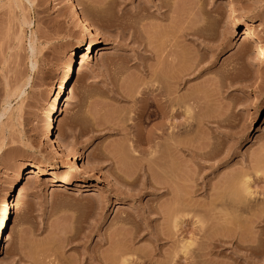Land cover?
<instances>
[{"label": "rangeland", "instance_id": "1", "mask_svg": "<svg viewBox=\"0 0 264 264\" xmlns=\"http://www.w3.org/2000/svg\"><path fill=\"white\" fill-rule=\"evenodd\" d=\"M76 1L100 40L90 63L73 77L67 104L54 122V133L73 147L64 156L51 147L42 129L58 80L71 56L73 63L81 56L86 41L82 27L71 17L66 0H0V201L21 172L13 210L0 236V264H121L125 258L127 264H264V237L259 235L264 233L263 212L256 222L250 220L264 205V0H167L159 12L158 0ZM180 27H190L192 32L184 31L202 40L195 36L196 44L188 42L181 50L172 41ZM250 44L261 51H251ZM169 45L176 55L178 48L186 52L191 47L192 54H186L195 59V66L189 73L182 69L180 60L186 56L180 51V60L172 53L178 69L168 66L178 75L164 73L168 67L163 70L158 59ZM160 79L177 100L192 97L188 103L197 121L193 136H188L196 143L206 140L215 149L201 172L191 168L199 172L194 174L197 179L192 173L196 187L192 183L190 203L206 206L224 180L231 190L217 193L225 191L222 199L229 196L230 201L242 180L235 173L244 172L255 199L246 210L254 209L253 216L246 210H181L175 227L171 218L158 214L166 201L158 191L141 187L147 174L139 166L138 151L146 132L136 147L139 121L134 114L142 101L152 99ZM184 112L182 106L175 107L173 121L185 122ZM116 147L119 160L123 156L120 164L117 154L109 152ZM80 153L83 158L76 160ZM142 157L148 158L145 153ZM120 165L132 167V174ZM36 166L46 173L27 174L26 168ZM157 170L150 173L152 181ZM125 172L132 181L129 187L118 180ZM237 226L239 230H232ZM135 232L137 237L131 238ZM161 233L166 239L155 242ZM187 242L194 243L190 248L199 251L197 255L191 249L190 258L182 255L180 246ZM247 246H257L261 253H250Z\"/></svg>", "mask_w": 264, "mask_h": 264}, {"label": "bare ground", "instance_id": "2", "mask_svg": "<svg viewBox=\"0 0 264 264\" xmlns=\"http://www.w3.org/2000/svg\"><path fill=\"white\" fill-rule=\"evenodd\" d=\"M66 2H67V7L69 9V13H70L71 17L73 18V20L77 21V23L79 24L80 27H82V30H83V33H84L86 41H85L84 45L81 48V53H80L81 56H80L79 60L73 63L72 62L73 61V55H74L73 54L71 56V64L65 70V72H64L63 76L60 78V80H58L57 85L55 87V90L53 91L52 98H51L50 102L46 106V112L47 113H46V116H45V119H44L45 126L42 129L43 130L42 131V135H43V137H45L46 140H48L51 143V147L53 149H55L56 152H58V153H60L61 155H64V156L70 155L73 152V147H72V145H70V147L65 146V144L62 142V140L54 133V130H55L54 122L56 121V118L58 116V113H59V110L61 109V107L67 104V96H66L67 92L66 91H67L68 87L72 86L73 77L79 75L83 71L84 67L87 66L90 63L93 51L99 45V40H100L99 32L97 31V29H95L92 26V24L88 20L87 16L82 13V10L78 7L77 1L76 0H66ZM158 2H159V4L155 6L157 12H159L162 7L168 5L167 0H158ZM187 18H188L187 20H189V22L188 21L187 22L190 23L191 22L190 18L189 17H187ZM182 27L179 28L181 30L178 29L176 34H174V35L171 34V35H173L175 37V38H173L175 40H172V41H174L173 43L175 44V42H176L177 46L179 44L180 45L179 47H180L181 50H182V48H184L183 45H187L188 42L190 43L189 44L190 46H192V43L196 44V42H195V41H197L196 37L199 38V36H196L193 33H191V34L190 33L189 34L186 33L187 32L186 29L188 31L192 32L191 30H189L190 27H189V29L186 28V27H184L185 28L184 29ZM193 36H194V39H196V40L191 39ZM201 36H204V34H201ZM205 37L207 39V36H205ZM199 39L202 40V37H200ZM203 39H204V37H203ZM201 40L199 42H203ZM169 42H171V41L169 40ZM183 43H185V44H183ZM174 44L173 45L170 44V45L175 47L176 45L174 46ZM170 45H169L170 49L168 51H166V50L169 47L167 49L165 48L166 50L165 49L162 50V52L165 51L163 53V56H161L162 52L159 55L160 59H158V60L160 61V64H161L160 66L161 67L163 66L162 67L163 70L166 67H168L169 65H170V67H172V66L174 67L175 66V68L178 69L177 68V66H178L177 63H179L178 62V60H180L179 58L186 56L184 59L181 58L180 62H181V66H182L183 71L189 73L188 71H191V69H193L194 66H195V63H194L195 59L192 58V56L189 57V55H188L189 54L188 50L190 52V48L191 47L189 49L186 47L188 49L186 51L188 54H186V52L178 50L179 49L178 48L177 49V55H176L173 52V51L176 52V50H174V48H172ZM177 46H176V48H177ZM195 46H197V45H195ZM193 47H194V45H193ZM204 48H206V47L204 46ZM249 49H251V51H253V52H260L261 51V48L258 45H255V44H250ZM179 51L181 53H183L184 56L181 53H178ZM197 51H198V48H197ZM172 53H174L175 56L178 57L177 58L178 60L176 59V57L174 59L175 61L177 60V63L173 60L172 56L174 57V55ZM179 54L181 56H179ZM187 58H189V59H187ZM169 59H172V60L169 61ZM175 68H169L168 67L169 71L166 70L167 69L166 68L164 70V73L165 74L174 73V76H175L176 75L175 72L177 71ZM172 69H174L176 71H174ZM182 69H180V70L182 71ZM166 71H168V72H166ZM171 71H173V72H171ZM181 71L178 70V72L180 74L182 73ZM164 73H162L161 75L164 76ZM171 75H173V74H171ZM177 75H178V73H177ZM185 75H186V73H185ZM163 76H162V78H163ZM167 76H169V75L167 74ZM174 76L171 78L173 81L176 78ZM180 76H178V77H180ZM183 76H181V77H183ZM165 77H166V75L164 76V80H163L164 83L166 82V78ZM170 77H167V78L170 79ZM177 79H179V78H177ZM182 80H183V78H182ZM161 81L162 80L160 79V82L158 83L159 86L157 85V87H159V88H155L154 89L155 93H154V90H152V91L150 90L151 92L154 93V95H153L150 92L153 95V96H151L152 99H149L148 101H142L143 102L142 105H140V107H138L139 111H136V113L134 114V116H136V118H138V121H139L138 122L139 124H137L138 126L136 127V129H137V132L135 134L136 136H134L135 137L134 143L136 144L135 145L136 147H138V145L141 144L140 140H143V139H141V137H143L141 134L146 132V134H145L146 136L144 135L145 138L143 137L144 140H143V143H142V144H144L143 147L145 146V148H143V147L140 148L139 147L140 148L139 151L137 150L139 152V155L141 153V157H139V155H138L139 161H140V165L139 166H140V168H141V166L144 167V169H145L144 171H146L145 174H147L146 175L147 176V181L143 182L142 183L143 186L141 185V187L143 189H148V190L150 189L151 191L153 190L154 192L158 191L157 195H160L163 198V201H166L165 206L163 205V207H162V208H164V210L163 209H161V210L159 209L161 212H158V214L160 216H163V217H168L169 220L171 218L170 221H172L173 225L175 227H177V225H179L178 212H180L181 210L182 211H186L187 213L196 212V211H200V212L201 211H209L207 213H211L213 211L212 213L214 214V210H215V212L217 210L218 211L219 210H221V211L223 210V212H224L225 209H227V210L231 209V210H234V211L237 212V211H244L246 209H249L250 205L252 207V203L255 204L254 203L255 199H253L252 196H251V194H252L251 191L252 190L250 189L251 188L250 187V184H251L250 180H249V178L247 176H246L247 177L246 178L245 175H242L244 172H242V174L239 175L240 174L239 171H238V173L236 172L235 174L237 176H240V177L242 176L240 178L242 180H238V183H237L238 185L236 184V187L233 186L236 189L234 191V194H233V192L231 193L232 200L230 198V201H232V202L227 201V199L229 198V196H227L228 195L227 193L226 194L224 193L227 196L226 197L227 199L226 198L222 199V195L221 194L223 192H225V191L220 193V195L217 193V191H219V190L220 191L221 190H226V189L227 190L228 189L231 190V188H228L227 183H225V180H224V181L219 182L216 185V187H215L216 188V192L214 191L213 192L214 194L208 196V202H207L206 206L205 205H203V206L202 205L195 206L196 204L192 205L190 203L192 201L191 200L192 198L190 197V195H192V192H193V191H191L192 183L195 182L194 183V187H196L195 186V184H196V180L195 179H197V178L195 177V175L198 174L199 171L201 172L200 169L205 167V165H204L205 161L210 159V158H212V156L214 155L215 149L212 148V144L210 145L211 146V148H210L209 144H208V142H206V140H202L201 142H203V141H205V142H203V143H201V142L199 143L198 142L199 143L198 144V143H196L197 141L194 142L195 140H193V142H192V137L190 138V136H188L190 133L192 134L191 136H193L192 131H193L194 127H195V122L197 121V118H196V120L194 122L195 118H193L194 115H193V112H192V109H193L192 108L193 106L191 105L192 103L191 104L188 103V100L191 102V100H192L191 98L192 97L190 95H189L190 97L188 95H186V99L187 100H183L180 97H179L180 99L178 98V100H177L176 98L178 96L175 98L176 94L173 95L172 92H171L173 97L170 96L171 97L170 98L169 95H171V94L170 93L168 94V92H170V90H168V92H167L166 91L167 89L165 90V86H164V84H162L163 82H161ZM180 81L178 80L177 82H180ZM160 86L162 88H164V91L161 90ZM174 93H176V92H174ZM127 96L128 95H126V97ZM180 106H182V108L185 111L184 112L185 113V117H186V115L188 117V118L184 117L185 122L181 121V123L180 122H175L176 120L173 121L175 119V116H176L175 113H174V108L175 107H180ZM156 120L158 122H156L155 124L150 125L153 121H156ZM148 126H149V128H148ZM181 133H185L183 136L186 137V139L182 138V140H181V137H180ZM186 133H187V136L189 137V139H187L188 137L185 136ZM138 135H141L140 138H139ZM194 143H196V145ZM131 147L134 148V146H131ZM110 148H112V146ZM162 149H163V151H162ZM116 150L118 151L117 147H116V149L115 148L112 149V151H111V149H109V152H110V154H117V152L114 153ZM161 151L163 152L162 154H161ZM119 153L122 154L121 151H119ZM131 153L132 154L136 153V149L131 150ZM144 153L148 156V158L142 159L143 158L142 155ZM158 154H160L161 156H157ZM82 155L83 154L80 153L78 156H76V160H81L83 158ZM118 155L119 154H117V162H119L118 164H120L122 162L121 159H123V156L120 159L121 160V162H120V160H119L120 157ZM135 155H137V153L134 154V156ZM185 156H188L190 160L187 157L188 160L186 162V160H184ZM225 158H226V156L221 158V159H219V160H217L216 163L217 164L218 163L221 164L222 160L225 159ZM253 160H252L251 163H253ZM188 162L192 163L194 166L191 165V167H190L188 165L190 163H188ZM156 163H157V165H156ZM152 164L154 166L156 165L159 168L158 170L157 169L156 170L157 171L160 170L159 173L163 174V175L160 174L161 176H163V178H162L163 180L161 179L160 175L159 176H160L161 181H160V179L159 180L157 179L158 181H160L159 183H158L157 180L155 181V179L158 177L157 176V174H159L158 172H157V174L155 173L156 175L155 174L153 175V176H155V178L153 177L154 178L153 181H152V179L150 177V175L153 174V172H151V171H155L156 172L155 167H153ZM251 165L253 166L254 164H251ZM251 165L249 166V168H253ZM149 166H152L154 169L152 167H151L152 168L151 169ZM195 166L197 168H199V171L197 173L194 172L196 170L195 168H194V170L191 169V168H193ZM80 167L83 169V165L80 166ZM121 167H123L122 171H125V169H126V172H128L127 170L129 169V173L132 174V172H133V168L132 167H129L128 169L126 168L127 166L124 168V165L121 166ZM130 168H132V169H130ZM48 169H53V166L50 165L48 167ZM25 170L27 171V174L41 175L43 173H46V172H43V169H41V168H39L37 166L34 167V168L28 167ZM252 170H254V172L256 174V170L254 168ZM119 171H121V170H119ZM126 172L124 174L120 173V174L123 175V177L119 176L118 180H120V182L122 184H124V185L129 187V186H131V182L132 181L129 182L130 176H129V174L127 175ZM150 173H152V174H150ZM192 173H193V175L194 174L195 175L193 176ZM144 175H143V177H144ZM232 175H233V173H232ZM192 176L195 177V179L193 178L194 180L192 179ZM20 177H21V172H18L15 175L14 181L12 183H10L9 188H8V192L2 197V199L0 201V236H1V233L3 231V228H4L7 220L10 217V213L13 210V198H14V196L16 194L17 182L19 181ZM58 179L63 181V179L61 177H58ZM133 184H134V182L132 183V185ZM151 191H150V193H151ZM194 193H196V191H194ZM122 194L124 196H128L125 193H122ZM224 194H223V197H225ZM232 194L235 197H237V198L234 199ZM164 198H166V199L164 200ZM224 199H226V201ZM263 200H264V198H263ZM179 203H182V205L180 206ZM162 204H164V203L162 202ZM240 205L241 206L243 205V206L240 207ZM262 207H260L261 210L258 207L259 208L258 211H256V208H255L256 213L258 212L257 214H259V213L260 214L259 215H254V216H253V214H255V212H251L252 210L254 211V209H251V211L249 210V212H248V210H246L248 213H250V215L252 214L251 216H253L252 218L250 217L251 218L250 220L257 219V218L260 217V215L262 216L261 212H263V214H264V211H262V209L264 210V205ZM210 210H211V212H210ZM257 216H259V217H257ZM263 217H264V215H263ZM253 220H252V222H253ZM228 224H230V223H228ZM238 228H239L238 226H237V228L235 227L234 229H232V227H230V229L228 228L227 230H231L232 229V230L235 231V229L237 230ZM202 231H203V229H202ZM155 234H157V233H155ZM136 235L137 234L135 232V235L132 236L131 238L137 237ZM161 235H162V233L160 234V236H156L154 241L155 242L156 241H160L162 237L166 239L165 236L161 237ZM259 235H260V237H261V235L264 237V233L262 231L260 232ZM169 237H170V234H169ZM260 237H259V239H261ZM160 242H162V241H160ZM159 244H158V246H159ZM184 244H182L183 246L182 245L180 246L181 249H179V251L182 253V255H184V256L186 255V256H188L190 258V256L188 254H192V253L195 254L196 253V252H192L193 250L190 248L191 246H193L194 243L193 242H187V244L186 243H184ZM152 246H154V245H152ZM237 246L240 247V245H238V244H237ZM155 247H156V244H155ZM249 247H248V250H249ZM251 247H250V253H251V250L252 251L254 250V252H252V253L255 254V249H257V251L259 250L260 253H261V250L259 248H257V246H256L255 249H254V246H253V248H251ZM157 249L154 248L153 250H155V252H156ZM190 249H191L192 253H190ZM121 252L122 251H119V255H120ZM155 252H153V253H155ZM197 253H196V255H197ZM256 253H259V252H256ZM194 254H192V255H194ZM91 257L92 256H90V258ZM120 257L122 258L123 255H120ZM123 258H125V257H123ZM141 258H144V257L141 255ZM146 258H148V257L146 256ZM191 258H193V256ZM126 259L127 258L123 259L122 263L126 262V261H124ZM94 261H96V259ZM94 261H93V263H95ZM127 261H128V259H127ZM127 263H129V261L126 262L125 264H127ZM90 264H92L91 261H90Z\"/></svg>", "mask_w": 264, "mask_h": 264}]
</instances>
